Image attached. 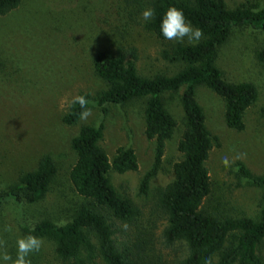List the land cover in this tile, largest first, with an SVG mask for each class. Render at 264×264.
<instances>
[{"label": "trees", "instance_id": "trees-1", "mask_svg": "<svg viewBox=\"0 0 264 264\" xmlns=\"http://www.w3.org/2000/svg\"><path fill=\"white\" fill-rule=\"evenodd\" d=\"M20 1L0 0V16L15 10ZM124 4L125 9L130 5L139 15L147 8L155 10L154 18L144 21L142 27L161 45V59L179 68L171 73L142 75L137 68V49L115 40L92 59L94 74L104 88L79 95L86 97L91 111L143 102V135L154 144L152 165L138 184V194L145 198L177 128L163 98L179 95L183 118L176 150L180 159L172 166L173 180L150 198L152 212L160 213L166 225L155 235V223H141V207L111 182L110 172L138 170L135 151L117 147L110 161L101 145L103 127L85 124L70 142L75 161L68 180L79 202L65 223L58 225L44 218L22 226V231L51 241L56 264H98V260L102 264H203L205 257H212L213 264H264V172L257 175L243 163L237 164L239 176L260 191L253 217L237 216L222 202L211 200L213 187L206 162L220 144L207 128L196 98L198 88L209 89L222 101L225 126L236 132L244 130V116L257 101L258 90L250 81L227 80L218 57L233 30L247 27L264 31V0L235 8H229L224 0H124ZM169 6L181 9L186 20L203 31L199 42L189 43L187 37L183 42L163 37L160 24ZM112 23L115 27L110 25L108 29L115 33L119 25L115 19ZM254 57L264 64V47L256 49ZM80 111L78 104L70 103L62 122L76 125ZM57 173L53 158L43 154L33 169L18 172L0 189V208L9 202L42 201ZM179 246L182 250L177 249ZM178 250L180 255L176 254Z\"/></svg>", "mask_w": 264, "mask_h": 264}, {"label": "rangeland", "instance_id": "rangeland-1", "mask_svg": "<svg viewBox=\"0 0 264 264\" xmlns=\"http://www.w3.org/2000/svg\"><path fill=\"white\" fill-rule=\"evenodd\" d=\"M229 8L263 0H224ZM124 0H21L12 12L0 16V189L18 172L35 167L43 154L55 161L58 173L46 197L34 204L9 202L0 208V239L15 257L16 241L26 236L22 226L50 219L61 225L70 217L80 198L73 191L68 173L75 161L70 147L81 125L103 127L102 147L112 160L117 147H130L138 159V170L124 174L110 172L113 186L142 209L140 222L155 223L159 235L166 225L160 213L150 208L157 189L173 180L172 166L180 159L176 144L182 129V110L178 94L164 96V105L177 128L167 142L162 168L150 181L148 198L138 194V184L153 162L154 144L143 135L142 101L125 106H106L92 110L86 121L65 125L62 117L75 96L103 89L94 74L92 59L98 50L117 42L130 44L138 51L137 68L142 75L174 72L179 65L161 59V45L144 30L142 15ZM118 31L112 32L115 27ZM264 47V31L247 27L233 30L220 49L218 66L233 82L250 81L258 90L257 101L246 111L245 128L236 132L223 121L220 98L205 87L197 89L209 131L219 140L209 154L206 166L212 182L211 200L220 201L237 216L253 217L260 191L238 174L243 163L252 173L264 172V64L254 52ZM227 157L229 166L222 163ZM10 226L11 231H5ZM38 253H31L32 264H56L54 246L42 238ZM179 246L177 249H180ZM182 250V249H180ZM176 252L177 255L181 251ZM0 264H3L0 261ZM98 264H102L98 260Z\"/></svg>", "mask_w": 264, "mask_h": 264}, {"label": "clouds", "instance_id": "clouds-1", "mask_svg": "<svg viewBox=\"0 0 264 264\" xmlns=\"http://www.w3.org/2000/svg\"><path fill=\"white\" fill-rule=\"evenodd\" d=\"M155 10L147 8L142 12V18L145 22L154 18ZM160 30L163 37L167 40L183 42L187 37L189 43H197L203 36V31L186 20L183 11L175 6H169L162 16ZM72 104H78L81 111L79 119L86 121L92 115L91 109L88 107L89 101L85 96L77 95L73 98ZM222 163L227 167L229 160L225 156ZM125 227H127L125 225ZM5 231H11L10 226H5ZM6 241L0 239V261L3 264H32L30 258L31 253H38L41 250L43 240L35 235L21 236L16 241V255L13 257L6 248ZM203 264H213L212 257H205Z\"/></svg>", "mask_w": 264, "mask_h": 264}]
</instances>
